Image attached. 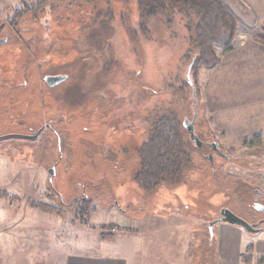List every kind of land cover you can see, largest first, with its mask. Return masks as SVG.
Listing matches in <instances>:
<instances>
[{
  "label": "rangeland",
  "instance_id": "1",
  "mask_svg": "<svg viewBox=\"0 0 264 264\" xmlns=\"http://www.w3.org/2000/svg\"><path fill=\"white\" fill-rule=\"evenodd\" d=\"M110 1L120 7V0ZM40 3L44 8L26 15L20 29L9 26L14 10ZM69 3L0 0V38H10L0 58L7 51L6 59L17 55L21 67L28 60L34 74L40 72V98L34 103L1 98L6 87L0 85V137L32 136L45 124L55 132L46 130L37 141L0 142V158L6 160L0 166V264H62L67 254L91 253L102 243L104 252H112L118 241L138 252L151 245L158 261L189 243V256L195 250L199 264H214L209 240L215 242L221 223L211 231L209 226L221 210L251 224L261 216L254 205L264 204V196L256 193L264 195V42L257 39L264 36V0L228 8L238 25L233 49L215 47L218 63L198 69L194 134L217 143L226 156L213 154V166L208 148L196 147L185 128L193 117V98L189 63L181 59L187 42L180 21L176 18L168 29L152 20L145 38L132 11L133 40L120 21L113 22L108 44L115 63L106 69L108 49H91L84 38L71 44L76 28L65 5L75 7ZM60 16L70 18L68 25L60 24ZM56 74L66 81L47 88L44 76ZM168 113L177 114L186 133L191 166L182 182L161 183L146 195L133 180L136 151L152 124ZM51 168L63 201L84 194L87 215L78 218L80 199L72 207L60 203L50 188ZM119 217L137 232L122 231ZM263 232H245V238L264 239ZM252 254L253 249L251 262ZM181 261L172 258V264H185Z\"/></svg>",
  "mask_w": 264,
  "mask_h": 264
},
{
  "label": "trees",
  "instance_id": "2",
  "mask_svg": "<svg viewBox=\"0 0 264 264\" xmlns=\"http://www.w3.org/2000/svg\"><path fill=\"white\" fill-rule=\"evenodd\" d=\"M69 1L75 8L65 5V10L71 11L74 15L72 19L74 22L71 24L76 28L71 44L77 39L84 38L91 49H108L109 60L105 64L106 69L115 63L112 48L108 44L113 34V22L120 21L127 35L133 40L137 32L129 24V13L132 11L137 17L139 33L145 38L150 37L149 23L152 20H161L166 28L170 29L177 18L186 32L187 42L181 59L189 63L188 65L192 63L190 79L195 89L199 67L211 68L218 63L215 47L225 52L232 51L238 32L234 14L220 0H120L121 2H118L120 7L112 4L110 0ZM43 8L44 4L40 3L14 10V16L8 21L9 26L12 29H20L18 24L26 15ZM58 19L59 22L63 20L61 25L62 23L68 25L70 21V18L61 16ZM257 39L264 42V36ZM185 136L186 133L182 131V125L175 113L165 114L148 129L146 141L136 151L138 170L133 176L134 182L143 193L146 195L153 193L161 183L182 182L184 174L191 166ZM86 203H82L83 208H78L79 219L88 214ZM75 204L70 200L63 206L72 207ZM40 207L52 210L45 205ZM252 249V245L245 248L246 254L241 255L243 264L251 263ZM259 264L264 262L260 260Z\"/></svg>",
  "mask_w": 264,
  "mask_h": 264
},
{
  "label": "crops",
  "instance_id": "3",
  "mask_svg": "<svg viewBox=\"0 0 264 264\" xmlns=\"http://www.w3.org/2000/svg\"><path fill=\"white\" fill-rule=\"evenodd\" d=\"M226 7H230L232 5H249L251 0H220ZM24 3V2H23ZM0 158V166L6 163L5 158L1 155ZM117 212L114 215L116 218ZM120 223L118 227L124 231L126 234H134L137 232V229L132 227H128L125 223V219L119 217ZM264 233V232H263ZM245 232L235 226H230L227 224H220L217 228L216 232V240L215 242L210 239L209 243L211 245L214 244V250L216 251V255L214 258V264H242L240 260V256L244 253L245 248L252 244L253 247V254H252V262L250 264H256L258 257L264 258V239L263 238H255L248 240L245 238ZM250 241V242H249ZM99 244L92 250L91 253L87 254H77V253H70L67 254L62 261V264H158L164 262V264H172V258L176 257L178 260H182V263L185 264H199L198 253L196 255V251H193V256H189V243L186 244H179L178 250L169 251L171 255H159L162 256L163 260L158 261L159 259L154 254V250H151V245L144 251L138 252V250L132 246L130 248L128 242L118 241L117 246L112 252L106 251L101 248L103 245ZM177 247V246H176ZM185 248V250H184ZM192 249H194L192 247ZM163 253V252H160ZM175 256H173V254ZM167 256V257H166ZM186 257V258H185ZM40 263V258H39Z\"/></svg>",
  "mask_w": 264,
  "mask_h": 264
},
{
  "label": "flooded vegetation",
  "instance_id": "4",
  "mask_svg": "<svg viewBox=\"0 0 264 264\" xmlns=\"http://www.w3.org/2000/svg\"><path fill=\"white\" fill-rule=\"evenodd\" d=\"M1 39H6L5 43H7V42H9L10 38H0V40ZM4 44H2L0 46V48ZM5 53H7V51L1 52L2 57L0 58V85H4L6 87L5 88L6 91H4L5 93L3 95H1V98H3V96H4V97L11 99L12 101H24V100L27 101L29 99V100H32V102L34 103L37 98H40V78H38L40 72H39V74H36V72L34 74V71L32 69V65L29 64L28 60H26L27 64H25L24 66L21 67L17 63L18 62V60H17L18 56L17 55H13L12 56L13 59L8 60L4 57ZM4 61L10 62V65L6 66V65L2 64ZM39 67H40V64H39ZM52 76L55 77V76H65V75L56 74V75H52ZM47 77H49V76H44V82H45V85L47 86V88H50V89L53 87H57L59 84H61L63 82L62 81L60 83H55V84L49 85L46 82ZM64 81H66V79ZM195 124H196V122L194 123V128H195ZM42 127H44L42 133L47 130V131L51 132L53 135H55V132L53 131V129L50 127L49 124L42 125L41 127L39 126L37 132ZM42 133H41V135H42ZM201 142H202V147H198V148H206V147L208 148V150L210 152V156L208 159H210L211 166H213V163H212L213 162L212 161V159H213L212 155L213 154L220 156L221 158H226V156H224L221 153V149L217 145V143L210 142L209 140L208 141L202 140ZM50 188L52 189V192L57 194L59 201H60V197H61L60 203L65 205L66 204L65 201H63L62 196L58 193V191L53 186V184H52V186H50ZM256 193L260 196H264L259 191H256ZM84 198H85V200H84ZM79 199L82 202H85L87 200L86 197L84 196V194H82V197H80V198H78V197L72 198L71 202L73 204L78 203ZM253 208L261 214V216L259 218H254L250 224V225H257L256 229H258L259 232L256 234H251V235H257V234L264 231V228H262L264 226V204L257 203L254 205Z\"/></svg>",
  "mask_w": 264,
  "mask_h": 264
},
{
  "label": "water",
  "instance_id": "5",
  "mask_svg": "<svg viewBox=\"0 0 264 264\" xmlns=\"http://www.w3.org/2000/svg\"><path fill=\"white\" fill-rule=\"evenodd\" d=\"M6 42V39H1L0 40V46L2 44H4ZM191 67H192V63L189 65L188 67V74L187 77L189 79V74L191 71ZM66 79V76H49L46 78V82L49 85L55 84V83H60L62 81H64ZM189 86L191 87L192 90V98H193V117L191 122H185V128L187 129V133L189 136V139L191 142H193L195 144V146L197 147H202V142L198 139V137L194 134V123L196 122V116H197V112H196V102H195V87L193 85V83L191 82V80L189 79ZM44 127L40 128V130L32 135V136H22V135H6L3 137H0V142L1 141H5L8 139H26V140H30V141H36L39 139L42 131H43ZM48 174H49V184L50 186H52V178L55 176V169L51 168L48 170ZM85 200V198H84ZM60 201H61V197H60ZM217 223H221V224H227L230 226H235L238 227L240 229H242L244 232L248 233V234H256L259 232L258 229H256L257 225H250L249 223H247L246 221H244L243 219L239 218L238 216H236L234 213H232L229 209L224 208L221 210L220 212V217L217 218L214 222H212L209 226V230H212V227L214 224Z\"/></svg>",
  "mask_w": 264,
  "mask_h": 264
}]
</instances>
